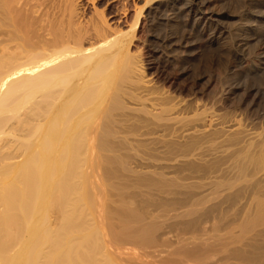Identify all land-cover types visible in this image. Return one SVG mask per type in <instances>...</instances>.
Wrapping results in <instances>:
<instances>
[{
  "label": "bare ground",
  "instance_id": "bare-ground-1",
  "mask_svg": "<svg viewBox=\"0 0 264 264\" xmlns=\"http://www.w3.org/2000/svg\"><path fill=\"white\" fill-rule=\"evenodd\" d=\"M181 5L204 19L198 0H0V264H115L107 219L124 240L172 233L130 199L188 234L194 264H264V118L143 36Z\"/></svg>",
  "mask_w": 264,
  "mask_h": 264
},
{
  "label": "rangeland",
  "instance_id": "rangeland-1",
  "mask_svg": "<svg viewBox=\"0 0 264 264\" xmlns=\"http://www.w3.org/2000/svg\"><path fill=\"white\" fill-rule=\"evenodd\" d=\"M198 2L201 3L204 16L201 23L193 26L191 21L190 25H185L188 12L181 5L174 11L164 10L155 14L154 23H147L143 27L144 38L150 40V45L165 50L171 58L179 57V61L184 58L190 67L191 78L204 76L209 100H212L213 93L216 96L223 94L227 110H252L255 117H261L258 119L260 121L264 118V0ZM169 36L173 37L172 46L166 47L162 40ZM180 63V67L169 72L178 73L177 70L183 67ZM167 157L133 155L129 162L139 173L157 171L172 176L174 174L168 168L170 161ZM107 196L105 191L104 201L102 199V203L108 204H103L105 212L110 210L109 207L119 205L110 202V199L105 200ZM128 203L142 211L147 221L156 219L153 222L157 226L164 224L160 226L162 229L158 234L172 233L159 237L157 244L135 238L124 240L118 228L123 226L122 223L115 225L112 219H107L104 225L105 249L112 254L115 264H194L180 247L188 234L178 235L175 227L159 217L162 215L160 208L153 210L155 207L149 208L140 199H130ZM161 239L168 242L163 249L160 246Z\"/></svg>",
  "mask_w": 264,
  "mask_h": 264
}]
</instances>
